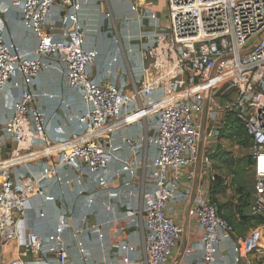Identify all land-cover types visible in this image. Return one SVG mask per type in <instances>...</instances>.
<instances>
[{
  "label": "built area",
  "instance_id": "built-area-1",
  "mask_svg": "<svg viewBox=\"0 0 264 264\" xmlns=\"http://www.w3.org/2000/svg\"><path fill=\"white\" fill-rule=\"evenodd\" d=\"M58 1L60 21L66 28L62 37L50 21ZM89 1L10 0L9 6L0 9L1 13L19 10L24 26L38 40L33 52H24L15 40L6 38L0 24V95L9 86L15 92L13 113L3 122L0 136V238L17 241L21 247L10 264L41 262L48 257V245L58 255L56 264H71L66 239L70 230L75 233L74 248L82 264H135L128 254L118 261L91 263V253L78 238L83 228L79 222L74 224L72 215L62 214L47 236L37 234L26 215H44L35 205L38 196L55 199L40 184L52 174L65 185L78 183L80 175L86 174L108 189L118 172L110 169L103 178L97 174L110 162L119 161L136 177L137 148L146 138L156 150L149 170L152 189L142 208L133 199L127 213L143 219L147 264H168L183 233L169 214V205L179 196L191 197L190 190L179 192L181 172L196 161L207 135L221 134L220 119L228 114L239 121L250 139L255 172L250 213L264 219V40L257 43L264 33V0H167L164 25L157 23L158 14L150 3L133 2L137 18L153 27L143 35L148 40L135 92L128 90L127 71L117 67L119 55L107 70L113 80L104 83L98 76L100 52L86 48V33L79 23V12ZM59 62L64 64L67 90L79 93L85 105L84 112L69 118L81 123L75 133L67 134L63 125L50 133L48 118L38 105L42 97L54 98L55 94L37 92L36 79ZM59 102L70 108L67 100L59 98ZM140 109L156 112V133L125 137L132 155L123 159L106 146L104 137L112 126L135 121ZM206 162L210 164L209 158ZM64 168L78 170L79 177L66 178L61 173ZM193 176L191 171L187 178ZM128 195L136 197L131 190ZM192 211L202 234L191 247L192 252H201L200 257L190 264H218L221 244L236 232L234 226L203 192L195 197ZM235 239L232 248L238 259L262 252L264 223ZM31 255L36 258L30 260Z\"/></svg>",
  "mask_w": 264,
  "mask_h": 264
},
{
  "label": "crops",
  "instance_id": "crops-1",
  "mask_svg": "<svg viewBox=\"0 0 264 264\" xmlns=\"http://www.w3.org/2000/svg\"><path fill=\"white\" fill-rule=\"evenodd\" d=\"M100 1L90 0L89 3L83 5L82 10L79 12V23L86 33L85 46L86 48H97L99 50L100 57L96 70L104 83L113 80V77L107 76V70L110 68L109 63L113 57L119 55L120 64L117 67L127 71L130 84L128 90L135 92L138 85L136 75L139 72L138 68H141L142 52L148 40L143 35L152 30L153 27L144 24L137 18V13L133 9V2L150 3L152 10L158 14L157 23L164 25L167 0L121 1L122 7L125 8L119 5L117 11L131 12L133 18L122 20L120 22L122 30L120 32L116 29V35L113 38L102 36L100 32L103 9ZM118 2L120 3V1ZM10 3V0H0V9L9 6ZM59 10L60 2L58 1V5L56 4L52 10L50 21L56 35L62 37V32L66 28L60 21L61 14ZM0 24L3 26L6 38L15 40L24 52L35 50L38 45L37 37L33 32L26 29L19 10L11 8L8 12H0ZM132 32L141 34L140 40L130 36V34H133ZM35 90L39 93L55 94L54 98L42 97L38 104L48 118L50 133L52 128L58 125H63L67 134L75 133L81 127L78 120L70 121L69 118L84 112L85 105L79 93L67 90L63 63L59 62L56 68L42 71L36 79ZM14 93V90L12 91L9 86L6 92L0 95L1 137L3 122L13 113ZM59 98L67 100L70 103V108L60 103ZM155 114L156 112L150 109H140L135 119L131 118L135 121L130 124L127 123L128 125L120 123L119 127L112 126L104 137L106 146L121 158H128L132 155V150L124 138L151 136L154 131L153 118ZM226 116L220 119L221 134L217 137L207 135L206 140L201 142L200 153L196 161L181 172L183 182L178 186L179 192L184 193L190 190L191 197L187 199L179 196L169 205L168 212L182 226L183 233L168 264H190L194 257L196 259L200 257V251L192 252L191 250L192 244L197 242L202 234L192 211L197 194L203 192L206 198L218 205L220 213L228 219L231 218L236 225L241 222V211L250 213L254 201L255 184L253 187L252 184H237L234 176L230 174L228 165H226L228 157L226 143L230 139L226 131L233 125L229 121L230 118ZM155 154V147L147 142V138L146 140L143 139L137 148L136 177L132 176L131 170L126 168L123 163L119 161L110 162L97 174L99 178H103L110 169L118 172V177L110 184L108 189L102 188L99 185L100 181L93 182L88 175H80V172L76 169L64 168L61 172L66 178L74 180L80 175L79 182L70 185L63 184L57 180L58 175L52 174L48 179L41 181L40 184H42L43 192L54 195L55 199L46 200L43 195L38 196L35 205L44 215L28 213L26 215L28 225L37 234L47 236L54 232L62 214L72 215L74 224L79 222L83 228V231L78 234V238L85 243L91 253V263L99 260L118 261L128 254L135 261V264H147L146 231L143 219L139 214V216H129L127 211L130 209V201L133 199H135L137 206L142 208L146 193L152 189L153 180L149 176V170ZM200 156L202 158L199 161ZM206 158H209L210 164L206 162ZM45 159L43 160L51 162L50 158ZM35 163L36 161L33 162V165ZM191 171L194 172V176L188 179L187 175ZM38 173L35 172L37 175ZM234 181L236 184H232ZM130 190L136 195L135 198L129 197L128 192ZM240 191L242 192L240 193ZM90 199L93 201L90 202ZM245 200H247L246 203ZM240 207L241 211H239ZM86 214L87 216L84 218ZM250 230L251 227L246 232L248 233ZM74 234V231L70 230L66 235L70 246L71 264H82L74 248L76 242ZM232 237L233 235H230L221 244V256L218 264H250L249 257L251 254L237 258V254L232 248L233 245H231V242H233ZM0 242L2 264H10L14 258L18 257L21 247L17 241L5 242L3 238H0ZM129 245H132L134 250L129 251ZM46 249L48 250V257L39 263L34 262L35 264H56L57 253L50 251L49 245ZM35 258L32 255L29 257L30 260Z\"/></svg>",
  "mask_w": 264,
  "mask_h": 264
},
{
  "label": "rangeland",
  "instance_id": "rangeland-1",
  "mask_svg": "<svg viewBox=\"0 0 264 264\" xmlns=\"http://www.w3.org/2000/svg\"><path fill=\"white\" fill-rule=\"evenodd\" d=\"M120 1V3L118 2ZM121 1L123 0H101L100 5H102V22L100 24V32L102 36H107L113 38L116 35V29L121 32V21L127 20L128 18H133V14L130 12H122L117 11L119 5L122 7ZM125 8V7H122ZM122 12V13H120ZM144 24H149V22H143ZM151 31V30H149ZM130 34V36L135 39L140 40L141 34L134 33ZM137 41V40H136ZM136 75L137 80L140 76V69ZM226 117L230 118L229 121L233 123L231 128L226 131L227 136H229V140H227V159L226 165H228L230 174L234 176V180L237 181V184H252V187L255 184V177L253 171V159H252V151H251V142L246 137L244 130L242 129V125L233 115H227ZM154 131L153 134L156 133L157 127V118H153ZM233 127V128H232ZM235 136V138H234ZM246 137V138H245ZM203 141V140H202ZM235 181L232 184H236ZM218 207V205L216 204ZM219 209V207H218ZM230 221L231 218H229ZM237 231L233 234L234 240L238 238L241 233L240 231H247L249 227L243 226L241 223L237 225ZM252 229V227H251ZM231 242V245L234 244ZM250 264H264V249L262 252L253 253L249 257Z\"/></svg>",
  "mask_w": 264,
  "mask_h": 264
},
{
  "label": "trees",
  "instance_id": "trees-1",
  "mask_svg": "<svg viewBox=\"0 0 264 264\" xmlns=\"http://www.w3.org/2000/svg\"><path fill=\"white\" fill-rule=\"evenodd\" d=\"M243 127V126H242ZM243 130H244V133H245V135H246V132H245V129H244V127L242 128ZM247 137V136H246ZM245 137V138H246ZM248 138V140H250L249 139V137H247ZM242 191H240V193H241ZM245 203L247 202V200H245L244 201ZM248 204V203H247ZM248 206V205H247ZM246 206V207H247ZM241 207H243V206H241ZM241 207L239 208V211H241L240 209H241ZM246 209V208H245ZM218 212L220 213V211H219V209H218ZM221 214V213H220ZM222 215V214H221ZM224 216V215H223ZM225 217V216H224ZM228 219V218H227ZM229 220V219H228ZM230 221V220H229ZM230 223L234 226V229H235V231H237L238 229H237V225L233 222V221H230ZM243 226H246V227H255V226H257V225H259V224H262V223H264V219H262V218H256V217H253L252 215H251V213H249L248 211H244V213L241 211V222H240ZM239 225V224H238ZM239 233H241L240 235H245L247 232H245V231H240Z\"/></svg>",
  "mask_w": 264,
  "mask_h": 264
},
{
  "label": "water",
  "instance_id": "water-1",
  "mask_svg": "<svg viewBox=\"0 0 264 264\" xmlns=\"http://www.w3.org/2000/svg\"><path fill=\"white\" fill-rule=\"evenodd\" d=\"M263 40H264V33L260 35V37L257 40V43H260ZM205 116H206V112L204 111L203 112V118H202V131L203 132L205 130ZM201 158H202V156L199 157V161L201 160ZM0 264H2V260H1V245H0Z\"/></svg>",
  "mask_w": 264,
  "mask_h": 264
},
{
  "label": "bare ground",
  "instance_id": "bare-ground-1",
  "mask_svg": "<svg viewBox=\"0 0 264 264\" xmlns=\"http://www.w3.org/2000/svg\"><path fill=\"white\" fill-rule=\"evenodd\" d=\"M1 237V236H0Z\"/></svg>",
  "mask_w": 264,
  "mask_h": 264
}]
</instances>
